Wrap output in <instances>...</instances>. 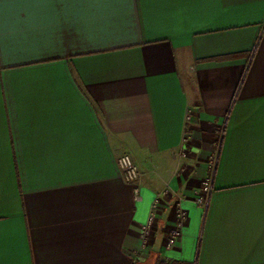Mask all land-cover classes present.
Here are the masks:
<instances>
[{"label": "crops", "instance_id": "crops-1", "mask_svg": "<svg viewBox=\"0 0 264 264\" xmlns=\"http://www.w3.org/2000/svg\"><path fill=\"white\" fill-rule=\"evenodd\" d=\"M0 264H264V0H0Z\"/></svg>", "mask_w": 264, "mask_h": 264}, {"label": "built area", "instance_id": "built-area-1", "mask_svg": "<svg viewBox=\"0 0 264 264\" xmlns=\"http://www.w3.org/2000/svg\"><path fill=\"white\" fill-rule=\"evenodd\" d=\"M189 115L186 117L187 120H189ZM184 154V152L182 153ZM116 162L118 165V168L120 170L121 176L130 185L133 187V193L134 198L136 201H140L142 199L140 186L138 183L139 180V170L136 165V163L133 161L132 157L127 152H122L117 155ZM211 190V182L210 178L207 177L204 181L201 183V197H196L195 201L202 207H206L208 203V194ZM164 193H166V189H164ZM158 200V197L154 199L152 202V205L149 209L146 221L144 222L142 226L141 231V239L142 244L145 245L149 241V236L152 234V229L154 226V223L156 221V215L154 212V207L156 205V202ZM186 213L183 209L180 199L178 198V201H176V224L171 229L170 233L168 234L167 240H166V246L172 247L175 245L179 235H180V229L182 225V221L185 217Z\"/></svg>", "mask_w": 264, "mask_h": 264}, {"label": "rangeland", "instance_id": "rangeland-1", "mask_svg": "<svg viewBox=\"0 0 264 264\" xmlns=\"http://www.w3.org/2000/svg\"><path fill=\"white\" fill-rule=\"evenodd\" d=\"M199 197H201V195H198Z\"/></svg>", "mask_w": 264, "mask_h": 264}]
</instances>
